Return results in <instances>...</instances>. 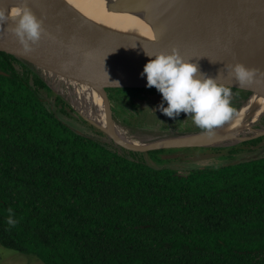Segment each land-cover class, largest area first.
I'll return each instance as SVG.
<instances>
[{
	"label": "trees",
	"instance_id": "1",
	"mask_svg": "<svg viewBox=\"0 0 264 264\" xmlns=\"http://www.w3.org/2000/svg\"><path fill=\"white\" fill-rule=\"evenodd\" d=\"M31 80L0 50L2 247L43 264H264V136L249 159L180 174L76 130Z\"/></svg>",
	"mask_w": 264,
	"mask_h": 264
},
{
	"label": "water",
	"instance_id": "2",
	"mask_svg": "<svg viewBox=\"0 0 264 264\" xmlns=\"http://www.w3.org/2000/svg\"><path fill=\"white\" fill-rule=\"evenodd\" d=\"M185 4L189 8L204 5L212 13L241 8L264 16V0H108L105 4V10L115 14L131 15L143 23L149 33L154 34L168 22L181 5ZM0 8L7 12L9 6H0ZM30 10L38 20L42 21V26L48 35L42 36L38 44L33 46V51L25 53L15 36L10 31H4L5 28L13 27L15 23L13 20H7L4 25H0V50L32 64L42 71H48L50 74L53 73L67 80L78 79L81 81V78L73 71L123 72L144 66L149 59H154V57L142 54L147 35L134 29L108 26L103 22L90 18L67 3L62 4L58 14L41 9ZM179 33L180 30L178 29L173 30L149 51V55L154 56L163 52L166 44L176 38ZM245 61L246 57L242 53L240 41V24L235 23L228 40L221 48L201 56L194 63L198 65L200 72L210 77H217L220 81L237 84L234 80L228 78L223 66L224 64L244 63ZM112 85L145 86L146 79L142 76L133 77L99 86L105 96L103 123L88 118L69 104L76 114L106 135L115 145L128 151L140 153L169 149L227 146L222 142H219V144L210 143L211 138L220 135L222 126L216 128L212 135L200 131L156 137L144 142H134L118 137L111 131V123L113 122L111 121L110 106L103 90L104 86ZM263 87L264 82L240 87L241 91H248L250 95L240 103L235 113L242 108L243 104L252 95ZM250 133H252V136L248 135ZM240 135L242 136H239L236 143L250 138L262 137L264 136V130H255L251 125L248 131L244 130Z\"/></svg>",
	"mask_w": 264,
	"mask_h": 264
},
{
	"label": "bare ground",
	"instance_id": "3",
	"mask_svg": "<svg viewBox=\"0 0 264 264\" xmlns=\"http://www.w3.org/2000/svg\"><path fill=\"white\" fill-rule=\"evenodd\" d=\"M108 0H0V6H13L26 3L29 9H41L58 14L62 4L67 3L85 15L116 28H131L146 36L142 54L165 39L173 30L180 33L164 47L163 52L170 53L175 48L185 60L196 62L201 56L216 51L228 40L232 28L240 24V41L246 61L242 63L249 68L264 71V16L257 12H248L241 8L212 13L204 5L189 8L181 5L168 22L156 33H149L146 26L137 18L128 14H115L105 10ZM145 52V53H144ZM143 69V66L123 72L73 71L81 78L66 81L65 86L59 83L53 86L60 95H65L71 106L81 114L96 122H104V110L97 99L94 86L87 80L90 74H125ZM60 80V79H59ZM61 81V80H60ZM59 81V82H60ZM264 116V87L252 95L234 114L231 121L222 126L220 135L210 139V143L224 145L235 144L240 134L249 129ZM111 131L124 140L139 142L140 138L130 136L122 126L111 123ZM163 135V134H162ZM148 140V139H146ZM144 142V141H140Z\"/></svg>",
	"mask_w": 264,
	"mask_h": 264
},
{
	"label": "rangeland",
	"instance_id": "4",
	"mask_svg": "<svg viewBox=\"0 0 264 264\" xmlns=\"http://www.w3.org/2000/svg\"><path fill=\"white\" fill-rule=\"evenodd\" d=\"M30 65L38 73V77L43 85L36 84L34 82L35 80H31V83L37 88L38 94L44 100L48 109L54 111L59 118L78 131L101 138L105 137L102 132L85 122L76 114L71 108L66 96L60 95V92L54 88L53 85L55 83H59L61 87H64L66 81H68L66 78L58 77L53 73L50 74L48 71L37 69L32 64ZM19 70L21 69L19 68ZM141 72L142 69L125 74L102 75L93 73L88 76L87 80L94 86L97 99L104 110L105 96L103 91L99 89V86L101 84L109 85L121 80H127L128 78L140 77ZM218 82L232 85V104H237L233 100H235L237 92L241 91L239 85L220 80ZM103 90L110 106L111 121L126 129L130 136L143 139L140 141L167 135L172 136L203 131L196 127L192 123L191 117H188L183 112L175 118H169L160 112L157 105L161 103V95L154 87L112 85L104 86ZM165 106H167L166 102ZM252 127L255 130H264V116L252 125ZM248 135L252 136V133ZM253 139L243 140L229 146L219 145L217 147L206 148L169 149L159 152L151 151L150 153H145L144 158L156 166L168 165L180 174H187L189 170L194 168L234 163L241 159L251 158L254 154L249 153L248 142ZM232 149L236 150L237 153L230 154L229 151ZM0 264L43 263L32 255L22 254L14 250L6 249L0 245Z\"/></svg>",
	"mask_w": 264,
	"mask_h": 264
},
{
	"label": "clouds",
	"instance_id": "5",
	"mask_svg": "<svg viewBox=\"0 0 264 264\" xmlns=\"http://www.w3.org/2000/svg\"><path fill=\"white\" fill-rule=\"evenodd\" d=\"M7 20L15 23L4 31H10L15 36L25 53L33 51V46L42 36L48 35L42 21L36 18L26 3L10 6L7 12L0 8V25ZM145 55L154 59L144 64L140 75L146 79V87H154L160 93L161 103L157 108L164 115L175 118L183 112L208 135L233 119L236 110L232 104L231 84L220 83L217 77L200 72L197 64L183 59L175 48L170 53ZM223 69L240 87L264 82V71L239 62L224 64ZM7 211V224L15 227L18 220L14 218L13 210L9 208Z\"/></svg>",
	"mask_w": 264,
	"mask_h": 264
},
{
	"label": "flooded vegetation",
	"instance_id": "6",
	"mask_svg": "<svg viewBox=\"0 0 264 264\" xmlns=\"http://www.w3.org/2000/svg\"><path fill=\"white\" fill-rule=\"evenodd\" d=\"M240 92V91H239ZM239 92H237V94H239ZM237 97V96H236Z\"/></svg>",
	"mask_w": 264,
	"mask_h": 264
}]
</instances>
